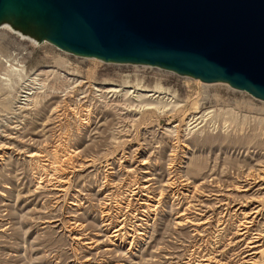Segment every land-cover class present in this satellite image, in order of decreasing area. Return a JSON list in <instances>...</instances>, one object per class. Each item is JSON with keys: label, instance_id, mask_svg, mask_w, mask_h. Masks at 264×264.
<instances>
[{"label": "rangeland", "instance_id": "obj_1", "mask_svg": "<svg viewBox=\"0 0 264 264\" xmlns=\"http://www.w3.org/2000/svg\"><path fill=\"white\" fill-rule=\"evenodd\" d=\"M31 39L0 28V264H264V102Z\"/></svg>", "mask_w": 264, "mask_h": 264}, {"label": "water", "instance_id": "obj_2", "mask_svg": "<svg viewBox=\"0 0 264 264\" xmlns=\"http://www.w3.org/2000/svg\"><path fill=\"white\" fill-rule=\"evenodd\" d=\"M107 64L226 84L264 102V0H0V26Z\"/></svg>", "mask_w": 264, "mask_h": 264}, {"label": "bare ground", "instance_id": "obj_3", "mask_svg": "<svg viewBox=\"0 0 264 264\" xmlns=\"http://www.w3.org/2000/svg\"><path fill=\"white\" fill-rule=\"evenodd\" d=\"M4 26H9V27H11L8 23H4V24H2L1 26H0V28L1 27H4ZM12 28V27H11ZM19 32V31H18ZM22 34V33H21ZM24 35V34H23ZM31 40H33V39H31ZM23 89V88H22ZM34 89V88H33ZM155 92V91H154ZM153 92V93H154ZM20 93H22V95L20 96L21 97V99L22 100H20L21 102H28L29 101V99L31 98V96L32 95H34L32 92H30L29 90H27L26 89V87H25V89H23L22 90V92H20ZM156 94V93H155ZM33 101H34V99H33ZM31 102V101H30ZM34 104V103H33ZM26 105V104H25ZM27 109H29V108H27ZM24 110H26L25 108H24ZM27 111V110H26ZM36 155V154H35ZM32 157H34V156H32ZM264 170V169H263ZM262 175H254L252 172H248L247 174H245L244 175V181L245 182H247V181H249V182H251L250 180H254V181H257V179H260V177H261ZM149 180V179H148ZM152 180V179H151ZM249 186L251 185L250 183H247ZM152 185V184H151ZM146 188H149V187H146ZM246 190V189H245ZM256 212H258V211H255V213ZM186 219V218H185ZM185 219H183V220H185ZM249 220V219H248ZM248 220H246V221H248ZM252 221H253V218L251 219ZM252 221H250V222H252ZM124 224V223H123ZM182 224V223H181ZM178 225V224H177ZM120 228V227H119ZM118 229V228H117ZM245 230V232L242 234V235H245L246 233H248L249 231H248V229H244ZM247 230V231H246ZM119 232V231H118ZM114 236V235H113ZM115 236H117V234L115 235ZM258 238H256V239H253V240H251V241H249L248 242V244H250V245H247L246 246V248H249L248 249V251H245L244 253H243V255H245L244 256V258L245 259H248L246 262L249 264V263H253L254 262V260H255V258L257 257V254H259V249H260V247L259 246H257V244L259 243V242H262L261 240H260V236H257ZM259 250V251H258ZM202 260L201 261H199V262H196V263H191V264H210V262H211V259L208 257L207 259H203V258H201ZM200 260V259H199ZM188 261H190V260H188ZM228 263V262H227Z\"/></svg>", "mask_w": 264, "mask_h": 264}]
</instances>
